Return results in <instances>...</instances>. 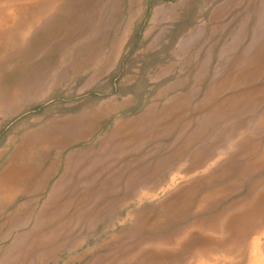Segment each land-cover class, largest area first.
I'll return each mask as SVG.
<instances>
[{"label": "rangeland", "instance_id": "374dc122", "mask_svg": "<svg viewBox=\"0 0 264 264\" xmlns=\"http://www.w3.org/2000/svg\"><path fill=\"white\" fill-rule=\"evenodd\" d=\"M0 2V264H252L264 0Z\"/></svg>", "mask_w": 264, "mask_h": 264}, {"label": "bare ground", "instance_id": "6f19581e", "mask_svg": "<svg viewBox=\"0 0 264 264\" xmlns=\"http://www.w3.org/2000/svg\"><path fill=\"white\" fill-rule=\"evenodd\" d=\"M27 1V0H26ZM25 2V1H24ZM29 3V2H28ZM26 5V3H25ZM17 7V6H16ZM20 6L18 5V8ZM16 10V9H15ZM14 11V10H13ZM29 12V11H28ZM15 18V17H14ZM11 16L6 13V6L4 3L0 2V34L3 32L4 28L10 23ZM4 39V38H3ZM1 45V44H0ZM72 132V131H71ZM98 145V144H97ZM59 149V148H57ZM264 160V159H263ZM60 161V160H59ZM61 162V161H60ZM61 168V167H59ZM64 168V167H63ZM249 169V168H248ZM15 170H7L6 172H3L0 174V185L5 187V189H8L9 192L14 189V182H15ZM254 171V170H253ZM18 172V171H17ZM251 172V171H250ZM245 173V172H244ZM18 175V174H17ZM16 175V176H17ZM20 177V176H19ZM17 179V178H16ZM228 188V187H227ZM228 190V189H227ZM257 192V191H256ZM195 194V193H194ZM252 197V196H251ZM207 198V197H206ZM204 200V199H203ZM203 203V202H202ZM245 203V202H244ZM200 208V207H199ZM236 208V207H235ZM247 211L244 216V226L245 229H248V231L251 232H257L260 231V227H264V202L262 201V198L258 199V201L249 202L246 204V206L243 208ZM200 210V209H199ZM229 212V211H228ZM239 215V214H238ZM232 216V215H231ZM237 220V219H236ZM223 221V220H222ZM221 221V222H222ZM216 225V224H215ZM220 225V224H219ZM240 225V224H239ZM196 226V225H195ZM215 227V226H213ZM234 227V226H233ZM194 228V227H193ZM225 228V227H224ZM197 229V228H194ZM186 230V229H185ZM207 230V229H206ZM263 232H261L260 237L255 239H246L243 238L242 244L245 248L243 255H241L242 258L245 254L249 255V261L252 264H258L259 262L264 263L261 258H259L261 255L260 253L264 249V229H262ZM226 231V230H225ZM224 231V232H225ZM228 231V230H227ZM231 231V230H230ZM238 231V229H237ZM247 231V230H246ZM12 232V231H11ZM184 232V231H183ZM188 232V231H187ZM228 233V232H227ZM232 233V232H231ZM217 234V233H215ZM194 235V234H193ZM213 235V234H212ZM236 235V234H235ZM197 236V235H196ZM185 237V236H184ZM227 237V236H226ZM238 237V236H237ZM198 238V237H197ZM228 238V237H227ZM180 239V238H179ZM240 239V238H239ZM203 240V239H202ZM225 240V239H224ZM17 241V240H16ZM193 241V240H192ZM199 242V241H197ZM220 242V241H219ZM218 242V243H219ZM223 242V240H222ZM227 242V241H226ZM165 243V242H164ZM171 243V242H170ZM169 243V244H170ZM193 243V242H192ZM168 244V243H167ZM172 244V243H171ZM198 244V243H197ZM226 244V243H225ZM228 244V243H227ZM234 245V244H233ZM236 245V244H235ZM156 247V246H155ZM225 247V246H224ZM235 247V246H234ZM218 248V247H217ZM233 251V249H232ZM199 252V251H198ZM201 252V251H200ZM212 252V251H211ZM215 252V251H214ZM231 252V251H230ZM165 253V252H164ZM202 253V252H201ZM207 253V251H206ZM209 254V253H207ZM230 254V253H229ZM232 254V253H231ZM205 256V255H204Z\"/></svg>", "mask_w": 264, "mask_h": 264}, {"label": "crops", "instance_id": "0c3cea01", "mask_svg": "<svg viewBox=\"0 0 264 264\" xmlns=\"http://www.w3.org/2000/svg\"><path fill=\"white\" fill-rule=\"evenodd\" d=\"M188 44L189 42L186 41L185 43L182 44L181 48L184 49V48H187L188 47ZM3 173V172H2ZM1 173V174H2ZM6 190H5V187L1 186L0 185V205H5V204H9L10 202L13 201L14 197L12 199H10L9 196H5L6 195ZM16 197V196H15ZM10 214H4V210H2L0 208V230H1V233H0V237L3 233V228H2V223L8 218ZM8 230V229H7ZM7 235L9 236L10 235V231L8 230L7 232Z\"/></svg>", "mask_w": 264, "mask_h": 264}, {"label": "trees", "instance_id": "16d2710c", "mask_svg": "<svg viewBox=\"0 0 264 264\" xmlns=\"http://www.w3.org/2000/svg\"><path fill=\"white\" fill-rule=\"evenodd\" d=\"M167 1H170L171 2V1H176V0H167Z\"/></svg>", "mask_w": 264, "mask_h": 264}]
</instances>
